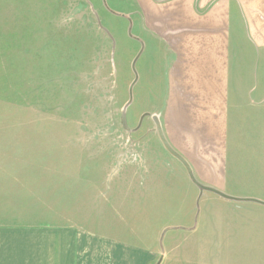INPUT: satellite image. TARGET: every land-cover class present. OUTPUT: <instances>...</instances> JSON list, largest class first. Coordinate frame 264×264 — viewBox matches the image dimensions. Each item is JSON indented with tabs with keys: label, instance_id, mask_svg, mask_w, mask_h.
I'll return each mask as SVG.
<instances>
[{
	"label": "crops",
	"instance_id": "1",
	"mask_svg": "<svg viewBox=\"0 0 264 264\" xmlns=\"http://www.w3.org/2000/svg\"><path fill=\"white\" fill-rule=\"evenodd\" d=\"M134 2L143 63L158 69L152 83L138 75V96L157 110L147 131L166 162L141 149L138 114L127 117L133 132L122 138L113 184L102 183L107 193L81 183L86 168L49 164L58 156L0 166V264H163L174 239L166 232L193 216V192L264 205V16L241 0ZM242 222L255 231L257 219Z\"/></svg>",
	"mask_w": 264,
	"mask_h": 264
},
{
	"label": "rangeland",
	"instance_id": "2",
	"mask_svg": "<svg viewBox=\"0 0 264 264\" xmlns=\"http://www.w3.org/2000/svg\"><path fill=\"white\" fill-rule=\"evenodd\" d=\"M241 2L263 19L264 0ZM136 8L134 0H0V166H39L40 155L58 156L49 164L86 168L81 183L107 193L102 183L113 184L122 138L133 132L127 117L138 114V123L145 119L135 133L145 140L141 149L166 160L156 131H147L157 110L138 96V75L152 83L158 69L143 63ZM104 149L111 157L88 152ZM195 192L193 216L166 232L174 239L163 264H264V209L251 206L264 205ZM253 219L250 231L242 220Z\"/></svg>",
	"mask_w": 264,
	"mask_h": 264
},
{
	"label": "water",
	"instance_id": "3",
	"mask_svg": "<svg viewBox=\"0 0 264 264\" xmlns=\"http://www.w3.org/2000/svg\"><path fill=\"white\" fill-rule=\"evenodd\" d=\"M157 129H158L159 135H160L164 145L166 146V148L184 164V166L186 167L187 171L191 174V169H190L189 165L187 164V162L180 155H178L174 150H172L169 147V145L165 141V139H164V137H163V135H162V133H161V131L159 129V126H157ZM201 188L209 190V191H212V192L217 193V194H219L221 196L227 197V195H225L224 193H222L221 191H218L216 189H213V188H210V187H206V186H201Z\"/></svg>",
	"mask_w": 264,
	"mask_h": 264
}]
</instances>
